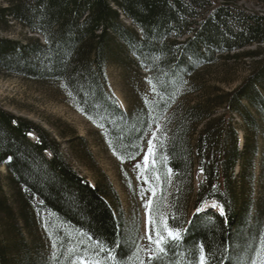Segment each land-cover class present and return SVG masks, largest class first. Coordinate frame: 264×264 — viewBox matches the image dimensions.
<instances>
[{
  "label": "trees",
  "instance_id": "1",
  "mask_svg": "<svg viewBox=\"0 0 264 264\" xmlns=\"http://www.w3.org/2000/svg\"><path fill=\"white\" fill-rule=\"evenodd\" d=\"M1 1L0 29L11 22L25 34L0 36V71L58 83L107 150L139 164L155 247L143 255L127 237L105 177L90 185L55 137L0 106V178L9 189L0 190V264H14L13 251L28 249L25 235L47 219L83 238L101 264H201L202 255L204 264H236L264 137V13L241 0ZM237 59L248 64L234 87L207 74ZM109 67L122 72L126 108L110 90ZM208 201L222 213L203 210Z\"/></svg>",
  "mask_w": 264,
  "mask_h": 264
},
{
  "label": "rangeland",
  "instance_id": "2",
  "mask_svg": "<svg viewBox=\"0 0 264 264\" xmlns=\"http://www.w3.org/2000/svg\"><path fill=\"white\" fill-rule=\"evenodd\" d=\"M236 5L247 11L264 13V0H241ZM3 28L0 29V36L19 38L25 34L11 22L8 27ZM247 64V60L221 61L209 68L207 74H216L220 80H229L228 85L222 86L230 89L244 77ZM106 73L112 94L119 106L126 108L121 70L109 67ZM0 106L15 115L32 120L55 137L60 142L67 161L90 185H101V177H105L115 192L116 200L109 198L107 202L118 222L123 226L127 237L134 239L143 255L151 254L155 247L154 237L150 235L148 228L151 194L144 191L139 183L136 174L139 164L127 165L118 161L107 150L101 134L93 124L67 105L58 83L27 80L0 71ZM59 132L67 137L61 138ZM73 138H81L83 143L72 140ZM83 149L89 156L84 154ZM256 149L254 180L248 193L250 211L242 232L239 233L236 264L264 262V212L262 209L257 210V206L264 205V137L257 140ZM144 159L145 156L141 162H145ZM3 175L4 168L0 167V177ZM1 178L0 190L9 194V189ZM208 202L203 203V210L211 209L222 213L216 202ZM12 240L15 241V238H9L8 241ZM25 242L28 249H22V254L13 251L14 264H101L96 256L88 253L89 244L83 238L70 234L53 219L35 222L32 232L25 235Z\"/></svg>",
  "mask_w": 264,
  "mask_h": 264
},
{
  "label": "snow or ice",
  "instance_id": "3",
  "mask_svg": "<svg viewBox=\"0 0 264 264\" xmlns=\"http://www.w3.org/2000/svg\"><path fill=\"white\" fill-rule=\"evenodd\" d=\"M149 151L151 152V149H149ZM146 160H147V158H146ZM168 235H169V236H172L173 238H175V235H177V234H174L171 230H168ZM157 236L159 237V239L156 241V243L159 244L160 241L163 239V237L160 236V233H159V232L157 233ZM149 239H151V237H149ZM159 250H160L161 252L164 251V249H163L162 247H161ZM200 259H201V264H204V257H203V255L201 256Z\"/></svg>",
  "mask_w": 264,
  "mask_h": 264
}]
</instances>
